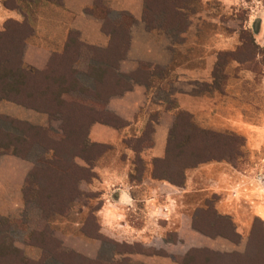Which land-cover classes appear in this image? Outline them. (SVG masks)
<instances>
[{
    "label": "rangeland",
    "instance_id": "rangeland-1",
    "mask_svg": "<svg viewBox=\"0 0 264 264\" xmlns=\"http://www.w3.org/2000/svg\"><path fill=\"white\" fill-rule=\"evenodd\" d=\"M18 2L24 9L30 10L33 5L29 0ZM176 3L185 16V28L177 33L164 29L172 42L173 72L161 81L152 78L149 97L153 109L158 103L160 107L156 108L164 109L162 104L178 93L193 97L195 106L185 111L192 115L198 127L211 131L208 135L211 143L200 159H214L185 168L182 185L171 183L174 186L152 188L136 182L143 174H150L135 172L133 157H127L130 148L124 140L111 144L112 148L95 164L128 165L132 169L130 184L135 200L151 196L155 191L158 194L155 205L168 206L152 219L153 230L122 240L114 238L110 233L112 227L109 222L105 224L100 213L118 187H106L99 171H94L96 175L91 181H81L82 194L74 199L66 215L52 217L43 231L37 224L28 227L22 223L28 210L22 191L20 196L0 193V217L8 223L0 226V233L8 230L14 246L32 263L61 264L51 255L44 257L47 251L40 246V238H53L69 249L72 248L68 246L83 247V253L72 250L93 261L92 264H228V259L239 262L241 255L251 248V255L255 253L254 245L264 232V217H261L264 212V0H178ZM163 15L157 20L159 26L160 21H166ZM0 124L9 128L6 123ZM34 124L60 131L58 118ZM35 152L26 159L31 168ZM75 160L85 166L82 159ZM32 208L29 213L36 216ZM144 210L145 204L134 203L125 211V220L119 217L118 221H126L137 229L150 225ZM87 216H93L94 220L86 222ZM231 223L237 239L229 236ZM84 224L87 231H82ZM252 231L256 237L250 239ZM188 252L191 254L185 257ZM68 260L64 264H86Z\"/></svg>",
    "mask_w": 264,
    "mask_h": 264
},
{
    "label": "trees",
    "instance_id": "trees-1",
    "mask_svg": "<svg viewBox=\"0 0 264 264\" xmlns=\"http://www.w3.org/2000/svg\"><path fill=\"white\" fill-rule=\"evenodd\" d=\"M176 1L178 0L171 3L170 0H146L144 20L147 28H155L157 20L161 19L162 14L166 15L165 13H168L165 16L166 21H160L163 29L177 33L185 28V16L177 9L181 6ZM172 19L179 21L176 23ZM129 22L131 24L132 20ZM31 34L32 28L25 20L17 22L8 19L0 28V101H11L27 109L45 113L50 120L58 118L60 131L0 113V123L9 125L6 128L0 124V155L12 154L29 159L31 153L36 151V158L31 159L33 167L27 173L22 186L25 206L28 209L22 223L28 227L32 223L37 224L43 231L52 217L66 215L74 199L82 194L81 181L89 182L95 177L93 167L96 161L112 148L109 144L89 139L90 125L95 122L116 128L126 125L124 120L106 109L108 97L128 89L131 85L130 79L143 83L149 93L153 86L152 78L161 81L173 72V68L141 61L135 72L121 74L117 71L120 57L114 55L115 51L103 59L105 50L79 43L77 33L71 31L64 52L54 55L46 68L33 69L25 66L21 58L24 43ZM117 48H121V53H124L126 44ZM79 73H84L93 80V89L84 86L78 78ZM162 105L164 110L172 111L175 118L169 129L164 156L153 159L151 173L154 178L179 186L183 183L185 168L214 159H200L211 143L208 137L211 131L198 127L192 115L179 108L174 98ZM156 112L148 115L149 120L140 136L124 139V144L134 152L132 163L135 172L142 173L143 160L139 153L152 144V122L157 120L159 111ZM76 158L82 159L85 166L79 165ZM31 206V210L36 211V216L29 213ZM89 216L85 219L86 222L92 218L94 220L93 216ZM6 222L4 217H0V226H8ZM85 227L84 224L82 231L86 230ZM255 227L256 225L252 230ZM230 230V238L237 239L232 223ZM7 231L0 233V264H43L41 261L32 263L27 259L14 246ZM32 234H35L33 229ZM254 237L256 235L252 231L249 238ZM258 241L254 245L255 253L251 255V248L241 255L239 262L228 259V264H264V232ZM40 243L47 251L44 257L51 255L61 264L69 261V258L75 262L93 263L72 249L63 247L53 238H40Z\"/></svg>",
    "mask_w": 264,
    "mask_h": 264
},
{
    "label": "crops",
    "instance_id": "crops-1",
    "mask_svg": "<svg viewBox=\"0 0 264 264\" xmlns=\"http://www.w3.org/2000/svg\"><path fill=\"white\" fill-rule=\"evenodd\" d=\"M145 2L146 0H61L60 2L29 0V3H33L29 10V8L24 9L19 2L17 4V0H0V28L8 19L17 22L25 20L28 23L32 28V34L24 43L21 58L25 66L33 69L46 68L48 64L50 65L54 55L62 54L71 31L77 33L79 43L105 50L103 59L115 51L114 55L120 57L117 71L121 74L135 72L141 61L164 68L170 67L175 60L171 52V39L159 25H155L153 29L147 28L144 20ZM129 20H132L131 24ZM124 44H126V51L121 53V48L117 47ZM78 78L84 86L94 88L93 80L84 73H79ZM129 82L131 85L128 89L123 93L110 95L105 103L106 109L124 120L126 125L116 128L95 122L89 127L88 137L93 142L109 145L116 144L125 138L138 137L149 120L148 115L159 111L157 120L152 122V144L148 149L144 148L139 153L142 160L149 159L148 162L144 160L142 171L143 173L149 172L150 175L143 174L136 182L152 188L160 185L172 187L174 185L168 181L152 177L151 171L153 159L164 156L169 129L175 118L174 113L164 109L158 110L156 107H160L159 103L153 109L146 86L132 79ZM173 98L179 102L181 109L189 111L195 106L194 98L185 92L178 93ZM0 107V113L32 123L44 122L48 118L45 113L27 109L11 101H0ZM128 150L127 157H134V152L131 149ZM31 166L28 160L21 157L12 154L0 155V193L8 192L20 196L25 177ZM93 170L103 173L102 179L106 187H118L117 192L108 200L103 210H100L102 217L106 220L105 224L109 222L112 227L110 233L114 238L122 240L133 234L142 236L146 231L153 230L152 219L158 213H162L164 208L168 209L166 205L164 207L155 205L157 192L153 191L151 196L139 201L135 200L136 197L132 195L130 184L133 181L130 173L132 169L130 170L128 165L123 167L116 162H106L101 165L95 164ZM143 202L146 210L143 213L146 212L150 225L147 224L137 229L126 221H118L119 217L125 220V211L130 210L134 203L144 205ZM261 217H264V212ZM184 228L187 229V224ZM189 228L191 227L188 224ZM80 241L85 243L81 237ZM68 247L77 252L83 253L84 251L83 247ZM186 249L180 253H184Z\"/></svg>",
    "mask_w": 264,
    "mask_h": 264
}]
</instances>
